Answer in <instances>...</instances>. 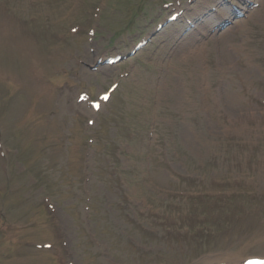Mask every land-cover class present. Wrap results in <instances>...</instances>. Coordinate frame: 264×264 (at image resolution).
I'll list each match as a JSON object with an SVG mask.
<instances>
[{
    "label": "rangeland",
    "instance_id": "rangeland-1",
    "mask_svg": "<svg viewBox=\"0 0 264 264\" xmlns=\"http://www.w3.org/2000/svg\"><path fill=\"white\" fill-rule=\"evenodd\" d=\"M174 1L0 0V126L8 155L0 158V215L5 218L0 222V264H56L55 251L37 253L24 244L31 238L60 247V237L51 240L41 226L30 236L5 231L7 225L35 219L48 224L44 197L55 205L68 245L64 252L74 264H210L213 259L264 257V176L247 183L259 174L258 164L264 171V138H249L264 132V112H252L263 121L255 131L236 133L234 144L223 145L232 126L225 118L246 117L264 99V5L240 27L209 36L204 50L186 54L185 66L177 61L183 47L172 59L178 25L156 32L170 14L164 4ZM188 1L182 0L194 9ZM74 26L83 29L78 37L70 36ZM90 29L96 32L92 44ZM35 33L39 36L30 40ZM169 33L174 35L170 44ZM143 36H152V44L129 57ZM118 55L129 59L109 69L97 66L100 59ZM191 59L201 64L190 65ZM49 65L67 76H57ZM24 67L44 83L39 87L33 80L34 93H19L24 84L12 82L22 78ZM202 68L206 76L231 70L215 80L229 95L222 96L221 108L209 99L202 103L195 93L190 96L195 90L182 85ZM174 69L181 99L168 93L166 102L158 88L148 85L163 81V86ZM125 72L130 78L120 80ZM114 82L120 88L99 114L78 105L79 93L96 98ZM248 98L250 107L242 102ZM187 100L216 125L200 128L205 137L188 119ZM178 128L183 132H175ZM190 135L195 139L191 153L185 148ZM27 138L32 142L28 148ZM225 192L231 196L217 195Z\"/></svg>",
    "mask_w": 264,
    "mask_h": 264
},
{
    "label": "bare ground",
    "instance_id": "bare-ground-1",
    "mask_svg": "<svg viewBox=\"0 0 264 264\" xmlns=\"http://www.w3.org/2000/svg\"><path fill=\"white\" fill-rule=\"evenodd\" d=\"M220 2V1H219ZM207 3V1H205V0H202L201 2H200V4H203V5H205ZM212 19H216V18H212ZM211 23V22H210ZM185 49V51H186V49H187V47H185L184 48ZM186 60V58L185 59H183V60H180V61H182V62H184ZM196 76L197 74L196 73H193L192 74V76ZM213 97V96H212ZM214 98V97H213ZM187 104V103H186ZM197 106H192V105H188L187 104V106H186V109L187 108H190L191 110H194L195 108H196ZM242 260H244V259H242ZM242 260H236V261H232V262H229L228 260L227 261H223V260H214L211 264H222V263H225V264H237V263H239L240 261H242Z\"/></svg>",
    "mask_w": 264,
    "mask_h": 264
}]
</instances>
